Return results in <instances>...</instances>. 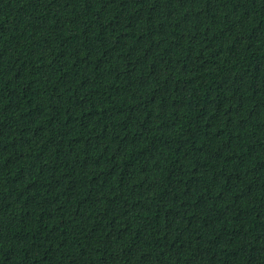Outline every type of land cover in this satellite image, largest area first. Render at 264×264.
Returning <instances> with one entry per match:
<instances>
[{"label": "trees", "instance_id": "trees-1", "mask_svg": "<svg viewBox=\"0 0 264 264\" xmlns=\"http://www.w3.org/2000/svg\"><path fill=\"white\" fill-rule=\"evenodd\" d=\"M0 264H264V0H0Z\"/></svg>", "mask_w": 264, "mask_h": 264}]
</instances>
